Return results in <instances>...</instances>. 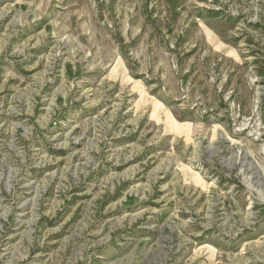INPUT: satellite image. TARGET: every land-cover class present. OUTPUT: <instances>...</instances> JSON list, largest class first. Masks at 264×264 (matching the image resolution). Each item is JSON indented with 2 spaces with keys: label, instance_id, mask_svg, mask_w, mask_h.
I'll return each instance as SVG.
<instances>
[{
  "label": "rangeland",
  "instance_id": "374dc122",
  "mask_svg": "<svg viewBox=\"0 0 264 264\" xmlns=\"http://www.w3.org/2000/svg\"><path fill=\"white\" fill-rule=\"evenodd\" d=\"M0 264H264V0H0Z\"/></svg>",
  "mask_w": 264,
  "mask_h": 264
}]
</instances>
